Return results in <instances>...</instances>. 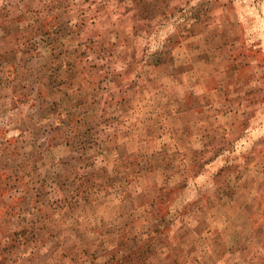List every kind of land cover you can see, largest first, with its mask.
Listing matches in <instances>:
<instances>
[{"label": "rangeland", "instance_id": "1", "mask_svg": "<svg viewBox=\"0 0 264 264\" xmlns=\"http://www.w3.org/2000/svg\"><path fill=\"white\" fill-rule=\"evenodd\" d=\"M0 264H264V0H0Z\"/></svg>", "mask_w": 264, "mask_h": 264}]
</instances>
